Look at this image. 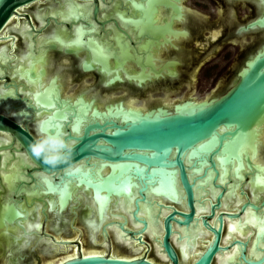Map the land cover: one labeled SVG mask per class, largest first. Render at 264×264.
Masks as SVG:
<instances>
[{
	"label": "water",
	"instance_id": "95a60500",
	"mask_svg": "<svg viewBox=\"0 0 264 264\" xmlns=\"http://www.w3.org/2000/svg\"><path fill=\"white\" fill-rule=\"evenodd\" d=\"M36 1L0 0V34L21 7ZM255 26L264 28V15L244 29ZM40 73L44 74L43 68ZM36 98L43 106L56 107L44 125L50 132L59 126L75 147L66 162L46 165L28 149L33 136L0 114V131L12 134V141L0 144V151L8 149L11 159L18 163L5 178L12 195L5 198L6 187L2 184L0 189V217L10 201L12 211L16 209L20 198L14 196L25 192L26 186L39 187L43 195H56V203L50 205L63 210L73 201L74 185L78 201L89 211L90 226L97 218L96 212L101 215L97 209L113 199L110 218L100 228L104 238H109V229L115 227L123 240L142 248L147 237L155 253L150 258L79 251L59 264H218L224 255L228 256L226 264H264V43L237 73L227 92L209 100L177 104L174 112L159 109L154 114H141L126 112L120 106L106 114L94 107L91 120L87 114L91 103L81 97L74 103L62 98L56 85L39 92ZM70 125L72 131L68 130ZM23 151L29 161L21 157ZM238 181H242L238 193L243 201L226 209L225 202ZM258 184L263 188L258 189L260 199L255 200L251 187ZM199 190L210 194L200 198ZM121 197H134L131 213L115 208ZM142 206L157 209L154 221L162 233L159 239L149 235ZM199 207H207V211L198 214ZM247 212L252 232L229 238V222L244 225L248 222ZM198 227L209 238L187 261L177 241L185 237L181 229L190 237L189 230Z\"/></svg>",
	"mask_w": 264,
	"mask_h": 264
},
{
	"label": "flooded vegetation",
	"instance_id": "af4514ba",
	"mask_svg": "<svg viewBox=\"0 0 264 264\" xmlns=\"http://www.w3.org/2000/svg\"><path fill=\"white\" fill-rule=\"evenodd\" d=\"M72 1L77 8L87 5L89 11L73 12L66 21L51 13L63 10L65 0H39L21 7L0 34V52L6 50L10 57L8 65L0 61V65H5L0 66L4 68L0 74V94L3 90H14L13 110L22 104L26 114L43 112L44 115L35 121L29 120L30 123L27 120L20 123L9 110L0 114L14 120L34 139L50 132L44 120L56 109L37 102L36 96L47 87L51 90L56 85L60 96L72 103L80 97L91 103L87 113L91 120L94 107L106 114L120 106L126 112L141 114H154L159 109L174 112L177 104L209 100L227 92L237 73L264 43V28L244 29L264 15V0H210L217 5V18L202 1L197 3L198 8H193L189 5L191 0H123L128 3L123 5L130 7L129 11L126 7L117 8L121 0ZM237 5L251 14L239 19ZM160 9L163 14L157 21ZM219 31L217 37H213ZM246 39L250 41L245 42ZM224 44L242 47L239 68L235 72L236 68L227 63L228 79L225 80L218 72L217 59L219 48ZM28 55L31 63L27 77L13 76L14 64ZM42 68L44 74L40 73ZM204 78L213 80L214 90L212 94L200 96L196 85ZM28 80L38 82L37 89L30 95L22 91ZM220 81L225 82L226 90L220 91ZM96 120L102 122L103 119L96 117ZM68 130L72 131V125ZM11 141L10 132L0 131V144ZM0 152V189L2 184L6 187L7 198L12 191L5 178L16 159H11L8 149ZM21 157L30 160L24 151ZM27 192L31 191L26 186L25 192L14 196L20 198V205H25L23 210L32 209L26 207L29 204L23 197ZM81 202L72 201L63 210L52 208L50 203L46 208L41 202L37 211L30 212L28 220L19 223L16 231L10 230L12 235H6L4 224L14 221L12 215L16 219L26 214L19 211L22 213L19 216L13 212L10 202L0 217V264H42L44 260L45 264H50L75 255L76 249L111 254L117 252V246L126 247V256L155 257L153 244L147 237L139 253L134 247L124 245L114 229H109V238H104L101 229L97 231L89 225V211ZM31 231L34 233L25 236ZM94 231L98 234L96 242L92 239ZM63 241L70 243H61Z\"/></svg>",
	"mask_w": 264,
	"mask_h": 264
},
{
	"label": "bare ground",
	"instance_id": "6f19581e",
	"mask_svg": "<svg viewBox=\"0 0 264 264\" xmlns=\"http://www.w3.org/2000/svg\"><path fill=\"white\" fill-rule=\"evenodd\" d=\"M65 1L66 2H65V6H64L63 10H57V11L51 12L54 16H57V17L62 18L63 20L67 21V20H70V14H72L73 12L81 11L82 13H85V12L89 11V7L87 5L80 6V8H77L74 5V2L72 0H65ZM121 1H122L121 3H117L116 4L117 8H119V9H126L127 8L126 11H129L130 7L123 5V4H128V3H124L123 0H121ZM128 8H129V10H128ZM162 14H163V12L160 9V12H158V14H157V17L159 16L157 21H159L161 19V15ZM63 32L66 33V31H63ZM220 32L221 31L215 33L213 35V37L216 38L217 35ZM65 33H63L62 37H64ZM69 38H71V35L68 36V39ZM0 61H2L5 65H8V62L10 61V57L8 56L6 50L0 52ZM29 63H31L30 55L23 57L22 60H20L16 64H14V66H13V76L19 77L21 79H24L25 77H27V70H28L27 67L29 66ZM35 65H36V70H37V63ZM0 66L4 67L2 65H0ZM3 70H4V68L0 69V74L3 73ZM37 83H38L37 80H33V81H29L28 80V85L23 87V90H22L23 93L26 94V95H30L32 92H34L37 89V87H38ZM13 95H14V90H11V91L3 90V92L0 94V111L1 112H3L4 110H9L10 111L9 114L12 113L15 116V118L17 119V121L20 122V123H24L26 120L28 121V123H30V121L32 122V121H35V120L43 117V115H44L43 112L42 113H37V114H35V113H29V114L27 113L26 114V111L23 110L24 106L22 104H20L21 106H18V107H16L15 110H13L11 108V105L15 104V98L13 97ZM25 115L28 116L27 119H26ZM261 140L264 141V128L261 130ZM5 157H7V155ZM259 157H260V154L257 155L255 158L258 159ZM17 164L18 163H14L12 166L14 167ZM39 179L40 178L37 177V180H39ZM238 182H240V183H238V186L233 188V191L230 192L229 197H228V199L225 202V208L226 209H229L236 202L241 203L243 201L242 197L238 193L239 192V187L242 184V181H238ZM75 187H74V185L72 186V200H73V202H77L79 200V196H78L77 192L75 191ZM249 187H250V185H249ZM36 188L37 187L28 188V190L31 191V192H27L28 195L27 196L26 195L23 196L26 199V202L29 204L26 207L27 208L31 207L32 208L31 210L30 209L23 210V207H25V205H23V204L20 205V201H19V204H18L20 206L19 207L17 205H16L17 207L15 206L16 209L18 208L17 211H18L19 216H21V214H22L21 212H25L26 214L23 213L22 217H17L16 219H14V221L11 224H6V223L4 224V226H6V229H7L5 231L6 235L7 234L8 235H12L10 230L16 231L17 228L20 227L18 225L19 223H23L24 221L28 220L30 212L37 211L39 209V204L42 201L44 202V207H46V208L48 207L49 203H52L51 204L52 207L56 203V199H57L56 195H51V194L50 195L49 194L48 195H43L42 191H40L38 189L39 187L37 189ZM251 188L253 189L255 200H259L260 199L259 197H260L261 194H260V191L258 189H261L263 187L260 184H258L257 187H255V185H254ZM213 191H214V194H215L216 191L214 189H213ZM209 194H210V191H208V190H206V191L199 190L198 191V195H199L200 198L201 197H207ZM10 195H12V193ZM150 196H152V194H150ZM39 197L42 199V201L39 200ZM133 198L134 197H131V198L130 197H126V198L121 197V199H118V202H117V205L115 206V208L117 210H120V211L122 210V211H124L126 213L127 212L131 213V209L133 208ZM179 201L182 202V198H180ZM112 203H113V199H111L108 204H106V205L103 204L102 208L97 209V210H99L101 212V215L99 217L100 223L98 225V220H97V218H95L94 222H92V228L93 229L96 228L97 230H99L101 228V226L105 223V221L110 218L109 212L114 209L112 207V205H111ZM94 207L96 209L97 205L95 204ZM19 211H21V212H19ZM156 211H157L156 208H154V207L151 208V207H148V206H142V209H141L142 215L145 216L148 219V222H149V227H148L149 235L151 236V238H155V239L158 238L159 239L161 237L162 233L160 231L159 224H156L155 221H154V213ZM206 211H207V207H204V208L203 207H199L198 214L205 213ZM96 216H97V214H96ZM246 216H247L248 222L245 223L244 225L243 224H239L238 222H235V221L234 222H232V221L229 222V225H230L229 238L231 236H236V235L246 236L247 234L252 232V230L249 229V227H248L249 226V222L251 221V220H249V217H250L249 212H247ZM251 223H252V221H251ZM111 225H113V224H111ZM134 225H136V227L139 226L136 223H134ZM112 228H114L118 238L120 237V239H122V241L125 244L134 247L136 251L138 250V252H140V250L143 249L142 247H140V249L139 248L137 249V246H134V244L131 241H129L128 239L127 240H123L124 237L121 236V232L118 230V228H115V227H112ZM33 233L34 232L31 231V233L26 234L25 236H27V235L29 236V235H31ZM181 233L184 234L185 237L183 238V241H181V242L177 241V244L183 250L186 260L190 261L197 255L196 253L200 251V246L206 243V240L209 238V235L205 234V231L203 230L202 227H198L196 230L190 229L189 232H188V235H190V237H187L186 231L184 229H181ZM229 238H227L226 241H228ZM92 239H93L94 242L97 241V239H98L97 231L93 232ZM156 243L158 245V250L157 251L160 252V254H162L161 251H160L158 242H156ZM83 251L85 252V250H83ZM252 252H253V250H252ZM76 253H78L77 249H76ZM86 253L87 254H94V253H102V252L93 250V251H88ZM236 253L233 255L234 259H236V256H237ZM161 256L163 257V255H161ZM70 257H72V255L66 256L62 260H59L58 262L53 261L50 264H59L61 261L65 260L67 258H70ZM227 260H228V256H226V255H224L222 257H219L218 264H226Z\"/></svg>",
	"mask_w": 264,
	"mask_h": 264
},
{
	"label": "rangeland",
	"instance_id": "374dc122",
	"mask_svg": "<svg viewBox=\"0 0 264 264\" xmlns=\"http://www.w3.org/2000/svg\"><path fill=\"white\" fill-rule=\"evenodd\" d=\"M201 1L205 4L206 3L208 4V7H209L208 11L213 12V14H215V18H217V14H218L217 5L214 4L213 2H211L210 0H191V1H189V5L192 6L193 8H198L199 6L197 5V3L201 2ZM235 8L237 11V17H239V19H244L251 14V12L248 9H245L242 6L237 5ZM249 41H250V39H246L245 42H249ZM241 48H242L241 46L238 47V46H233L231 44H228V45L224 44L222 47L219 48L220 53H219L217 59H218L219 64H220V68L218 69V72L221 75L223 74V76H222L223 80H225L226 78L228 79V77H227V70L228 69L226 68L227 63H230L231 67L236 68L235 72L239 68V66L241 64V62L239 61ZM232 56H234V58ZM212 81H213L212 79L204 78L201 83L196 85V89H197L196 91H197L198 95L205 96L206 94H212L213 90H214L212 87L213 86ZM219 84L221 85L220 91L226 90L227 86H225V82L220 81ZM13 211L18 212L16 209H14ZM12 219L13 220L15 219L14 215H12ZM86 248H87V246L85 247V249ZM116 253H120V254L126 253V247L121 248V247L117 246V252ZM151 254H152V252H151ZM35 264H36V262H35ZM42 264H45V260L43 261Z\"/></svg>",
	"mask_w": 264,
	"mask_h": 264
},
{
	"label": "clouds",
	"instance_id": "9594fccd",
	"mask_svg": "<svg viewBox=\"0 0 264 264\" xmlns=\"http://www.w3.org/2000/svg\"><path fill=\"white\" fill-rule=\"evenodd\" d=\"M74 147V142L68 140L64 132L59 128L38 135L28 145V149L34 157L53 167L69 160Z\"/></svg>",
	"mask_w": 264,
	"mask_h": 264
},
{
	"label": "snow or ice",
	"instance_id": "6c2138e0",
	"mask_svg": "<svg viewBox=\"0 0 264 264\" xmlns=\"http://www.w3.org/2000/svg\"><path fill=\"white\" fill-rule=\"evenodd\" d=\"M59 126H57V128H58Z\"/></svg>",
	"mask_w": 264,
	"mask_h": 264
}]
</instances>
